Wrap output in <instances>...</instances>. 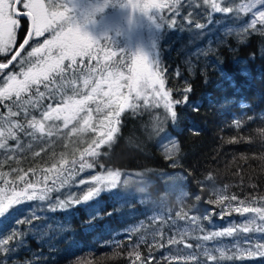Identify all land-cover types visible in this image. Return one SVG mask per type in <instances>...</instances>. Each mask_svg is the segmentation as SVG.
Masks as SVG:
<instances>
[{
    "label": "trees",
    "instance_id": "1",
    "mask_svg": "<svg viewBox=\"0 0 264 264\" xmlns=\"http://www.w3.org/2000/svg\"><path fill=\"white\" fill-rule=\"evenodd\" d=\"M218 2L233 6L234 11L212 13V24L196 30L204 35L191 45L187 44V30L194 28L196 22L208 24L211 9L202 0H188L180 7L179 16L168 9L162 12L164 35L159 48L162 65L166 67L167 87L180 99L183 89L191 85L189 101L200 102V110L194 112L190 106H177L179 118L175 125L162 107L151 113L145 111L143 115L131 111L122 114V123L113 140L100 146L98 156L85 154L93 168L76 171L60 192L52 193L53 200L57 196L66 199L72 193L80 197L90 186L79 184L80 180L118 171L120 195L106 192L101 196L105 212L112 215H104L96 222L100 227L87 232L83 226L86 219L83 206L51 212L47 208L49 201L26 202L40 206L37 208L40 219H34L32 225L60 223L64 229L58 230L50 241L33 236L32 225L28 223L0 229V239H7L13 231L17 233L7 245L0 246V264H133L134 256L129 254L136 244L139 247L135 251L143 260L152 257L150 264H264V257L260 256L238 258L244 249L264 244L261 233L238 231L233 237L199 239L213 231L242 227L253 214L241 216L232 211L229 215L239 201H244V206H264V25L257 24L256 30L240 31L241 26L253 19V14L240 7L249 0ZM196 3L201 7L197 8ZM189 18L193 25L187 23ZM172 19L176 20V30L168 27ZM26 34L24 25L17 31L16 44L22 43ZM29 48L26 47L24 55ZM196 48L203 49L207 55L189 56ZM7 59L0 54V63ZM245 67L248 73L241 75ZM11 69H17L16 62L5 70ZM227 77L232 78L235 87ZM49 102L44 100L45 105ZM10 104V101L0 102V113L6 114V105ZM70 128L71 125L57 136L45 137L44 141L23 137L24 151L15 148L16 141L9 140L12 151L0 149V187H10L4 184L5 180L22 187L17 176L29 170H35V175L29 172L27 178L41 179L45 174L41 169L51 167L62 155L69 161L79 160L81 152L98 137L91 131L68 136ZM165 134L176 141L178 148L171 156L166 148L172 150L174 146L161 141ZM29 142L31 149L26 146ZM41 148L45 151L36 156L35 152ZM48 175L51 186L54 174ZM221 196L229 199L217 203ZM232 196L237 200H231ZM177 213L197 219L195 222L180 219ZM25 215L30 217L31 213ZM249 227L254 229L255 225ZM245 237L251 244L244 243ZM170 239L179 243L169 244ZM186 244L193 247L189 249ZM2 248H14V251L5 253ZM221 251L224 256L220 255ZM189 254H195L197 261L173 259ZM210 255L216 259L209 260Z\"/></svg>",
    "mask_w": 264,
    "mask_h": 264
},
{
    "label": "snow or ice",
    "instance_id": "2",
    "mask_svg": "<svg viewBox=\"0 0 264 264\" xmlns=\"http://www.w3.org/2000/svg\"><path fill=\"white\" fill-rule=\"evenodd\" d=\"M183 3H188V0H145L143 3L127 0L128 6L133 11L145 14L154 23L157 32L150 55L141 51H130L135 59L128 67V74H125L120 69L123 58L120 61L112 60L116 52L106 55L105 63L101 64L97 61L96 66H92V60L97 59L95 46L99 41L110 38H95L89 34L85 25L90 22L92 11L87 9L81 11L80 0H62V2L61 0H0V53H12L7 63H0V72L9 68L13 62H16L21 69L18 73L8 72L0 77V102H11L10 105H6V114L0 113V149L12 151V146L8 142L13 140L16 141L15 148L24 151L23 137L31 141H44L45 137L57 136L63 129H69L70 125L68 136L91 131L98 137L92 140L84 152H81L79 160L69 161L62 155L57 163H53L49 168L41 169L45 173L41 179L32 181L27 178L29 172L35 175V170H29L17 176L22 187L18 188L11 180H5L4 184L10 187H0V229L6 230L12 224L32 225L34 219H40L37 213V208L40 206L26 202L49 201L47 208L51 212L67 211L70 206H83L86 213V219L83 221L84 230L96 231L100 227L96 222L102 220L104 215H112L111 212H105L101 196L106 192L112 196L120 195L117 190L120 172L108 171L106 174L92 176L90 181L80 180L79 184L90 185L85 194L80 197L72 193L66 199L60 196H57L55 200L52 198V193L60 192L69 183V179L74 178L76 171L82 172L85 168H93L94 164L85 159V154L88 157L100 154L98 151L100 146L110 143L114 134L119 131L122 114L126 111L143 115L145 111L151 113L152 110L162 107L175 125L179 118L177 106H190L194 112L200 110V102L190 103L189 101L188 94L192 91L191 85L183 89L182 98L177 99L173 96V89L167 87L166 67L162 65L158 49V42L164 35V25L158 22V20H163L161 13L164 9H168L179 16ZM202 3L211 9L208 13V24L194 23L191 18L188 19L189 25L194 23V28L187 30L188 45L203 37L204 33L196 30L205 29L212 24V13L227 14L234 11L233 6L227 4L222 6L218 0H202ZM21 5L22 8H19L18 6ZM257 5L262 7L257 9ZM195 6L199 8L201 4L196 3ZM240 7L245 12L253 13L251 22L241 26L240 31L256 30L257 24L264 25V0H251V3ZM253 9L256 11L253 12ZM102 10V7L95 9L96 12ZM191 15L192 13L189 12L188 16L191 17ZM20 17H27L30 20V29L19 47L13 51L20 27ZM168 27L176 30V20L172 19ZM45 33H50V38L44 39L43 43L37 41L36 46L30 45L33 38L42 37ZM26 46H31V51H27L24 55ZM120 50L121 52L128 51ZM188 55L199 57L207 55V52L196 48ZM85 57L88 58L87 64H85ZM65 61L68 63L65 64ZM189 70L191 71V67ZM221 71L223 72V69ZM247 73L246 67L241 69V75ZM177 75L179 76V72ZM227 78L235 87L232 78ZM81 81L82 87L80 86ZM41 86L44 91H41ZM45 99L50 101L46 105L44 104ZM236 123L238 125L239 121ZM104 127H107V132L98 131V128ZM161 141L170 142L174 146L172 150L166 148L169 156L178 150L176 141L167 134L161 138ZM26 146L28 149L32 148L30 142ZM43 151L45 149L41 148L40 151L35 152V155L39 156ZM13 171L17 170L13 169ZM49 173L54 174L51 186L49 185ZM228 199L226 196H221L217 203ZM231 200H237V197L232 196ZM244 204V201H239L238 205L228 212L230 215L234 211L241 216L246 213L253 214L245 219L242 227H228L213 231L199 239L212 241L217 237H233L238 231L244 233L255 231L261 233V239H264V206H244ZM26 213H31V216L26 217ZM176 215L180 219L188 218L193 222L197 219L187 217L186 213ZM204 218L209 219L208 216ZM249 225H255V228ZM63 229L64 225L60 223L55 226L32 225V235L41 240L50 241L58 230ZM15 235L17 233L13 231L7 239H0V246L7 245ZM19 235L23 236V233ZM20 243L23 244V240ZM168 243H179V241L170 239ZM244 243L251 244V241L245 237ZM185 246L189 249L193 247L191 244ZM133 247V252L129 254L134 256L133 264L137 262L150 264L152 257L143 260L141 254L135 251L139 244ZM196 247L199 248L200 245ZM2 251L7 253L14 251V248H2ZM220 255L224 256V251H221ZM245 255L249 258L264 257V244L244 249L238 258H244ZM173 259L197 261L198 257L195 254H189L186 257H173ZM208 259L215 260L216 257L210 255Z\"/></svg>",
    "mask_w": 264,
    "mask_h": 264
},
{
    "label": "rangeland",
    "instance_id": "3",
    "mask_svg": "<svg viewBox=\"0 0 264 264\" xmlns=\"http://www.w3.org/2000/svg\"><path fill=\"white\" fill-rule=\"evenodd\" d=\"M135 2L143 3L145 2V0H135ZM249 3H251V0H249ZM80 5L81 11L85 9L92 11L91 20L85 25V28L89 32V34L95 38H110L99 41L95 46V55L98 56L96 54L97 52L100 57L92 60L93 67L96 66L97 61H99L101 64L105 63L106 55H110L112 52H116L117 54L116 56L112 57V60L120 61L123 58V63L120 64V66H123L124 69L121 71H124L125 74H128V67L132 64L133 59H135V57L131 55V52L141 51L146 55H150L151 47L155 40L157 29L154 23L149 20L145 14L139 11H133L130 6H128L127 0H80ZM18 7L22 8V5ZM101 7L103 8L102 11H95L96 8ZM261 7L262 6L257 5V9ZM255 11L256 9H253V12ZM250 13L253 14L252 12ZM19 19V29L25 25L28 31L30 29V20L27 17H20ZM158 22L161 21L158 20ZM50 36V33H45V35L42 37L33 38L30 45L36 46L37 41L39 43H43L44 39L50 38ZM31 46H29L30 48L28 51H31ZM18 47L19 44H15L13 46V51ZM120 49H125L128 51L121 52ZM158 49L160 52L159 42ZM0 54L6 55L8 58L3 63H7V61L11 59L12 53ZM107 62L110 63L112 61ZM67 63L68 61H65V64ZM87 63L88 58L85 57V64ZM16 67L17 69H4L2 72H0V76L2 77L5 73L8 72H20L21 69L18 64H16ZM98 131L107 132V127L98 128ZM87 185L88 184L86 183V186Z\"/></svg>",
    "mask_w": 264,
    "mask_h": 264
},
{
    "label": "water",
    "instance_id": "4",
    "mask_svg": "<svg viewBox=\"0 0 264 264\" xmlns=\"http://www.w3.org/2000/svg\"><path fill=\"white\" fill-rule=\"evenodd\" d=\"M9 66H11V65H9Z\"/></svg>",
    "mask_w": 264,
    "mask_h": 264
},
{
    "label": "bare ground",
    "instance_id": "5",
    "mask_svg": "<svg viewBox=\"0 0 264 264\" xmlns=\"http://www.w3.org/2000/svg\"><path fill=\"white\" fill-rule=\"evenodd\" d=\"M30 27V26H29Z\"/></svg>",
    "mask_w": 264,
    "mask_h": 264
}]
</instances>
